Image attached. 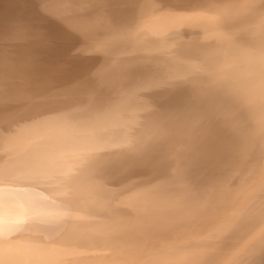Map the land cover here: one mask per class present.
Segmentation results:
<instances>
[{"label": "bare ground", "instance_id": "6f19581e", "mask_svg": "<svg viewBox=\"0 0 264 264\" xmlns=\"http://www.w3.org/2000/svg\"><path fill=\"white\" fill-rule=\"evenodd\" d=\"M0 264H264V0H0Z\"/></svg>", "mask_w": 264, "mask_h": 264}]
</instances>
